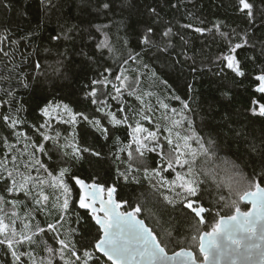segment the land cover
I'll return each instance as SVG.
<instances>
[{"label":"trees","instance_id":"1","mask_svg":"<svg viewBox=\"0 0 264 264\" xmlns=\"http://www.w3.org/2000/svg\"><path fill=\"white\" fill-rule=\"evenodd\" d=\"M248 2L254 5L255 19H245L237 11L238 0H116L115 10L107 12L96 6V0H0V112L7 114L10 106L22 107L19 116L25 123L18 130L35 141L39 133L33 125L49 119L40 116V108L50 105L52 127L47 134L55 135L59 131L60 143L69 145L60 152H71V146L75 145L90 147L100 155L83 153L78 162L69 160L65 163L60 152L53 150L51 158L37 151L36 159L55 169L54 177L58 175V167H70L71 172L86 183L94 180L106 186L115 183L118 195L114 198L127 201L124 208L128 210L141 209L137 216L167 244L168 253L182 248L197 253L198 238L193 240L192 236L198 235L195 231L198 219L188 214L174 192L160 186V178H154L152 170L162 165L160 157L167 146L165 137L172 139L174 145H182L184 136L195 134L206 147L211 141L220 153L236 160L254 183L264 187L260 179L264 175V117L259 116V108L264 104L260 97L264 94L256 91L260 86L256 77L264 75V19H261L264 0ZM148 26L161 34L168 28L172 29L170 37L157 40L160 48L168 46L167 51L151 48L138 61L124 65L123 60L129 52L140 51L136 47V33H142ZM197 28L203 31L197 32ZM105 34L112 52L108 48L97 47L105 41ZM54 35L60 40H53ZM237 43L241 44L239 49H235ZM229 55L243 76L228 67L225 57ZM145 64L147 67L143 66ZM105 68H110L116 75L123 70V75L128 78L126 84L139 80L136 90L140 99L128 96L122 89L125 94L119 103L111 96H105L103 98L108 103L103 111L94 112L93 109L100 105L90 103L92 97L89 92L92 87L100 89L103 85L93 86L91 81L102 79L100 73L104 72L114 83H119L104 71ZM24 83L28 84L27 88ZM105 91L112 92L111 84ZM9 92L11 96L7 95ZM161 102L168 104V108H161ZM65 104L72 113L83 112L96 119L105 112H115L117 107H127L132 110L129 112L132 118L120 125L102 120L101 126L108 130L109 135L105 139L92 122L79 116L75 124L61 123L71 120L64 111ZM137 110H142L150 119L140 120L139 116H134ZM123 115L117 113L118 118ZM137 121L149 131H157L159 127L158 138L145 140L147 133L135 132ZM8 132L7 127L0 126V141L8 137ZM133 137L150 147L161 144L155 152H145L143 159L150 169L147 174L144 166L138 163L140 157L135 152L138 145ZM7 142L10 146L7 148L0 143V161L7 163V170L13 171L17 185L31 184L27 178L36 173L34 169L25 168L24 164L34 163L30 156L32 149L24 150L23 138L18 140L11 136ZM188 142L196 147L194 139ZM126 145H131V148L124 150ZM47 147L53 149L51 141L47 142ZM129 151L132 152L131 161ZM11 156L18 158L15 164ZM177 171L182 170L178 168ZM120 173H127V179ZM4 175L6 177V171ZM41 176H46L42 170ZM162 176L170 181L175 179L171 170L163 172ZM64 179L72 188L71 205L75 207L79 186L70 177ZM202 189L204 202L210 210L204 224L199 225L201 232L209 230L219 220L217 211L221 216L234 211V208L224 211L217 204L221 193L206 184ZM40 190L49 196L50 211L33 212L35 219L27 218L24 222L30 226L39 223L47 230V224L54 223L58 215L57 208L52 206L55 200L53 193L57 189L49 188L45 183ZM166 196L169 199H165ZM239 205L242 211L248 209L241 201ZM26 211L23 206L17 208L21 217ZM79 211L83 215L85 210ZM12 219L15 218L10 215L4 218V224L10 225L9 230ZM74 220L75 216H72L71 221ZM71 221L58 229L66 240L79 241L91 231L84 221L80 224ZM15 226L19 231L21 221L17 220ZM72 228L82 231L73 235ZM55 236L56 233L50 230H47V235L40 234V243L34 247L37 260L47 261L49 258L45 250L47 245L57 249L52 264H64V261L76 264L67 249L63 252L64 260L60 259V246ZM77 248L80 249L79 243ZM24 250H28L27 245ZM79 254L82 255V249ZM5 261L11 264L12 257L5 255L4 248L0 247V264H5ZM78 264H83V260Z\"/></svg>","mask_w":264,"mask_h":264},{"label":"snow or ice","instance_id":"2","mask_svg":"<svg viewBox=\"0 0 264 264\" xmlns=\"http://www.w3.org/2000/svg\"><path fill=\"white\" fill-rule=\"evenodd\" d=\"M116 0H96V6L107 11L115 10ZM8 7V5H5ZM254 5L248 2V0H238L237 11L241 12L245 19H255ZM261 19H264L262 14ZM197 32H202L203 29H196ZM172 29L168 28L163 33H158L151 26L146 27L142 33H136L137 44L136 47L140 49L135 53L129 52L127 58L123 60V64L127 65L129 61L136 62L141 58L142 54H146L151 48H157L160 51H167V45L160 48L157 43L158 39L170 37ZM105 41H102L97 45L98 48H108L109 52L113 49L106 42L107 34H105ZM53 40H60L59 36H53ZM142 46V47H141ZM59 47V44L57 45ZM241 47L240 43L235 45V49ZM228 60V67L233 68L237 75L243 76L244 73L238 68H235L234 58L229 55L225 57ZM147 67V65H143ZM40 67L39 64L36 65ZM105 72H108L114 77V80L119 82L114 83L108 78L104 72L100 73L103 77L97 78L91 81V85H103V88L92 87L89 92V96L92 97L90 103L92 105H100L93 109L94 112L99 113L103 111L104 106L108 101L103 97L111 96L112 100L120 102V98L124 96L127 91L128 96H135L140 99L137 94V86L139 80L134 81L132 84H126L128 80L123 75L121 70L120 75H116L111 72L110 68H105ZM155 76V73H152ZM123 77V78H122ZM256 79L260 82L257 92L264 94V75H259ZM166 83V81L164 82ZM111 84L112 92H107L108 85ZM24 87L27 88L28 84L24 83ZM100 93V96L97 93ZM114 93V94H112ZM7 95L11 96L9 92ZM176 99H180L176 97ZM264 100V95L260 97ZM183 103V101H181ZM256 103V101H253ZM50 105L46 104L40 108V116L48 117L38 124H34L35 131L39 133V138L32 141L31 137L26 133L19 131V126L24 124L25 121L19 116V113L23 110L22 107L14 108L10 106L7 114L0 112V126L7 127L9 129L8 137L15 136L18 140L23 138L24 150L28 148L32 149L30 156L34 161L33 164H24L25 168L30 171L34 169L36 175L27 179L31 180V184L21 183L17 185L13 171L7 170L8 165L4 161H0V181H2V187H0V247L4 248L5 255L12 257L11 264H52V258L55 256L57 249L54 246L45 245V250L49 253V258L45 260H37L34 255V247L40 243V234L47 235V230L56 233L54 237L59 244V252L61 253L60 259L64 260L63 252L65 249L71 252V256L75 258L76 264L83 260V264H195L193 261L192 253L185 251L183 248L180 251L174 252L172 255L168 254L167 244L154 234L153 230L146 226L143 219L137 217V213L141 211L139 207L128 210L124 208V204L127 201L121 199H114V195H118V187L106 186L98 183L95 180L92 183H86V181L76 176L71 172L70 167H58V175L54 177L55 169H50L41 160L36 159L35 153L38 151L42 155H47L51 158L53 150L60 152L61 149H67L69 145L61 144L59 141L60 132L57 131L55 135L47 134V130L52 127L49 116ZM59 107V106H57ZM160 107L167 109L168 104L160 103ZM188 107L187 104L184 105ZM64 111L71 117L70 121H60L61 123H76L77 116L81 117L84 121H90L93 126L101 131L105 139L109 138L108 130L101 126V121L107 119L110 124L120 125L128 123L132 117L129 116V112L132 111L127 107H117L115 112H105L103 116L98 119L86 115L83 112L72 113L67 104L63 106ZM151 111V109H149ZM173 112L176 110L173 108ZM15 113V115L13 114ZM117 113H124V115L118 118ZM255 114V109H253ZM134 116H139L140 120H149L150 117L142 110L134 112ZM259 116L264 117V104H261L259 108ZM110 118V119H109ZM176 123H179L177 121ZM167 130V129H166ZM135 132H145L147 135L145 140L157 139V131H149L147 128L142 127L140 121H137L134 128ZM171 134V133H170ZM8 137H5L0 143L4 146L8 145ZM167 140V146L160 159L162 165L159 169H154V178H160V186L168 187L171 192L175 193L182 205L188 210V214L198 219L196 226V233L198 235L192 236L193 240L199 238V251L203 256L202 264H264V187L260 184L252 181L251 189L255 191H247L239 197V201H247L252 205L251 211H241L239 203L233 201L234 214L221 216L220 212H216V216L220 217L218 222L212 226L210 232L201 233L199 225L204 224L206 214L210 210L209 206L204 202V191L202 189L203 183L197 178L194 173L190 158L195 159L199 151H207L209 146H212V142L209 141L208 146H205L204 141L193 134L192 136H184V143L173 144V140L165 137ZM194 139L196 147H192L189 144V140ZM51 141L53 149L47 147V142ZM133 141L137 143L135 152L139 154V165L144 166V171L147 174L150 169L147 167L144 161L145 152H155L157 148L161 147V144H157L155 147H150L148 144L141 143L133 137ZM71 152L64 150L60 152L61 159L67 163L69 160L79 161L82 158L83 153H90L93 156H99L100 153L94 151L90 147H77L71 146ZM131 148V145H126L124 150ZM9 159L7 153L5 154V161ZM13 164L17 161L16 156L10 157ZM129 160H132V152L129 151ZM38 165V167H36ZM131 167V165H130ZM182 171H177V169ZM41 170L46 176H41ZM171 170L175 173L174 180L165 179L162 173ZM7 172L5 177L4 172ZM125 179H127V173H120ZM70 177L74 180L75 185L79 186L78 198H76L75 207L71 205L73 200L72 188L66 183L64 177ZM264 182V175L260 177ZM45 183L49 188L57 189L56 193H53L55 200L52 206L57 208L58 215L54 223L47 224V230L41 227L39 223L34 226H30L25 223L27 218L35 219L33 212L50 211L48 205L49 196L44 195L41 191V186ZM178 189V190H177ZM107 192V199L104 198V193ZM35 193V194H34ZM23 198H20V197ZM8 197H11L9 199ZM165 199H169L167 196ZM225 200L224 194H220L217 204L220 207H224L223 201ZM42 201L44 203H42ZM199 201V203H197ZM172 203V200H169ZM10 205V207H6ZM23 206L27 209L24 216L21 217L17 213V208ZM131 208V205H129ZM123 209V210H122ZM79 210H85L83 215ZM14 217L11 220L12 227L9 232L5 234V217ZM75 216V220L71 221V217ZM21 221V227L17 230L16 221ZM80 224L81 221L91 229V231L84 235L79 241L71 239H65L58 229L62 228L64 224L69 222ZM73 235L82 230L80 228L70 229ZM31 234H28V233ZM223 234L221 237L220 234ZM171 235V234H169ZM218 237H220L218 239ZM171 242V241H169ZM79 243L80 249L77 248ZM25 245L28 246V250L25 251ZM82 249V255L79 254ZM210 256L213 259L210 261ZM8 264V261H5ZM64 264H68L64 261Z\"/></svg>","mask_w":264,"mask_h":264},{"label":"clouds","instance_id":"3","mask_svg":"<svg viewBox=\"0 0 264 264\" xmlns=\"http://www.w3.org/2000/svg\"><path fill=\"white\" fill-rule=\"evenodd\" d=\"M190 163L197 178L214 191L224 194L223 205L226 210L234 208L233 201L239 203V197L249 191L252 180L243 167L232 157L220 153L215 146L199 151Z\"/></svg>","mask_w":264,"mask_h":264},{"label":"rangeland","instance_id":"4","mask_svg":"<svg viewBox=\"0 0 264 264\" xmlns=\"http://www.w3.org/2000/svg\"><path fill=\"white\" fill-rule=\"evenodd\" d=\"M228 61V60H227ZM234 67L236 68L237 67V64L235 63V65H234ZM251 191H255V189L253 188ZM104 198H107V192H105L104 193ZM246 206V205H245ZM248 207V209L247 210H245V211H249V206H247ZM222 209L225 211L226 209H225V207H222ZM242 211V210H241ZM233 214H234V211H233ZM218 222V221H217ZM216 222V223H217ZM5 225V234H7L8 232H9V224H4ZM211 229H212V226L209 228V230H205L206 232H210L211 231ZM205 231H202L200 234H202L203 232H205ZM198 247H199V238H198V245H197ZM198 247H197V253H194L193 251V253L195 254V258H196V260L197 261H202L203 260V256L198 252ZM199 257V258H198Z\"/></svg>","mask_w":264,"mask_h":264},{"label":"water","instance_id":"5","mask_svg":"<svg viewBox=\"0 0 264 264\" xmlns=\"http://www.w3.org/2000/svg\"><path fill=\"white\" fill-rule=\"evenodd\" d=\"M114 198V197H113ZM105 199H107V198H105ZM115 199V198H114ZM242 202V204L243 205H246V206H249L250 208H249V211H251L252 210V205L250 204V203H248L247 201H241ZM138 217V216H137ZM139 218V217H138ZM220 236L222 237L223 236V234L221 233L220 234ZM220 237H218V239H219ZM199 244H200V241H199ZM185 250V249H184ZM178 251H180V250H178ZM185 251H189V252H191L192 253V258H193V261H195V264H202V261H197L196 260V258H195V254L192 252V251H190V250H185ZM177 252V251H176ZM198 252L200 253V251H199V247H198ZM169 255H172L173 253H168ZM201 254V253H200ZM202 255V254H201ZM213 259V257L212 256H210V261Z\"/></svg>","mask_w":264,"mask_h":264}]
</instances>
